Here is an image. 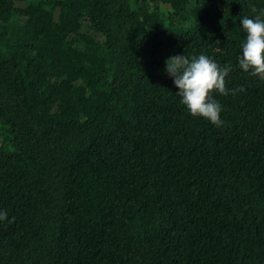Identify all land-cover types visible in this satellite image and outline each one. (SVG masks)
I'll list each match as a JSON object with an SVG mask.
<instances>
[{"label": "trees", "instance_id": "1", "mask_svg": "<svg viewBox=\"0 0 264 264\" xmlns=\"http://www.w3.org/2000/svg\"><path fill=\"white\" fill-rule=\"evenodd\" d=\"M261 9L0 0V264H264V81L238 65ZM183 54L245 89L213 93L221 126L180 103Z\"/></svg>", "mask_w": 264, "mask_h": 264}, {"label": "clouds", "instance_id": "2", "mask_svg": "<svg viewBox=\"0 0 264 264\" xmlns=\"http://www.w3.org/2000/svg\"><path fill=\"white\" fill-rule=\"evenodd\" d=\"M256 13L257 9L252 8ZM246 33L242 44V54L238 57L239 68L253 77L264 81V9L253 18L245 16L241 22ZM165 72L173 79L178 89L176 94L193 117H202L219 127L223 124L220 119L221 104L213 98V93L220 96L235 95L245 89H229L226 77L231 68L220 66L212 58L201 54L189 59L183 55H172L165 61ZM6 210H0V221L7 220ZM15 217L9 223L14 222Z\"/></svg>", "mask_w": 264, "mask_h": 264}]
</instances>
